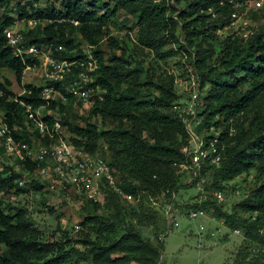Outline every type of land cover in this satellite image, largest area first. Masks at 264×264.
Masks as SVG:
<instances>
[{
	"label": "trees",
	"instance_id": "1",
	"mask_svg": "<svg viewBox=\"0 0 264 264\" xmlns=\"http://www.w3.org/2000/svg\"><path fill=\"white\" fill-rule=\"evenodd\" d=\"M35 1L0 0V90L5 93L0 96V109L6 113V122L11 127L23 125L15 133L18 139L32 143L35 138H42L44 144L50 142L48 136L41 137L39 130L31 133L27 129L25 108L13 98L18 96L36 107L46 104L42 98L44 85L25 84L27 93L19 95L12 89V79L3 73L9 71L21 85L27 65L36 62L31 58L23 62L16 57L4 34L17 20L35 19V27L22 30L27 44L50 48L58 60L88 58L91 51L97 61L89 85L95 91L100 88L102 99L96 96L85 124L71 122L62 99L51 98L48 108L60 106L63 115L59 121L74 133L70 142L77 148L96 154L100 137L106 138L111 147L118 146L117 153L121 151L122 156L109 160L119 179L117 188H104L105 202L80 195L84 210H88L80 224L83 231L76 237L67 231L65 240L45 239L25 208H12L0 198V264H162L164 243L158 223L151 222L156 229L154 239L144 236L142 227L149 225L150 216L137 210L128 214L120 197L137 196L139 190H144L153 196L162 194L167 204L175 203L176 207L180 190L198 184L202 188L183 207L205 208L230 230H240L250 243L260 244L258 249L244 245L233 264H264V24L248 39L235 32L222 38L220 33L249 0H184L186 7H182L177 18V5L168 0H58L64 10L40 9ZM100 3L102 14L97 9ZM119 10L137 18L139 48H148L155 55L148 68L136 50L127 56L125 48H121L120 55L104 49L105 39L112 48L120 49L121 41L110 28L111 19ZM257 15L251 13L254 19ZM42 20L48 23L43 25ZM178 22L186 41L180 48H193L191 64L201 78L198 101L203 117L197 132L208 131L207 137H214L210 129L215 126L220 134L221 161H206L201 176L192 180L179 173V164L187 160L183 148L189 143L190 134L178 111L173 110L179 99L174 76L166 71L158 75L160 61L178 52L166 48L171 40L180 41L176 34ZM220 43L222 49L216 55L215 45ZM74 68L75 73L65 80L46 82L61 90L70 103L76 98L66 87L78 76L79 66ZM144 76L146 81L142 82ZM94 116L116 122L117 126L99 130ZM45 121L52 127L56 118L47 114ZM2 164L0 192L41 191L47 186V182L37 180L20 186L18 181L23 174L5 162ZM28 166L33 170L36 164ZM252 171L256 173L254 188L231 207L213 195L218 190L244 192V186L232 182L243 174L248 178ZM201 178L205 182L200 183ZM110 208L116 213L109 212ZM127 215L138 223L127 221ZM166 222L165 218V230ZM122 224L124 228L120 227Z\"/></svg>",
	"mask_w": 264,
	"mask_h": 264
},
{
	"label": "rangeland",
	"instance_id": "2",
	"mask_svg": "<svg viewBox=\"0 0 264 264\" xmlns=\"http://www.w3.org/2000/svg\"><path fill=\"white\" fill-rule=\"evenodd\" d=\"M22 1L23 3H27L32 0ZM85 1L91 2V0ZM168 2L170 4L177 5V9L174 14L177 18V15H179V12L182 11V7L185 5V1L168 0ZM35 4V6L40 9L55 7L59 10H64L62 2L58 0H36ZM185 7L186 5L184 8ZM97 9L99 10V14H102L104 12L103 3H100ZM253 11L258 14L257 19L252 18L251 13ZM238 14L240 16H238L236 24L229 29H224L221 32L222 38H225L231 32H235L236 35L241 36L244 39L251 37L253 35L251 30L255 32V30H258L264 24V2L262 3V6L258 8L254 6V0H249L245 9H239ZM242 16L249 21V27L245 29L238 28L241 26V21L244 20ZM41 22L44 23L43 25L48 23L47 20H42ZM75 24L78 23L75 22ZM19 26H23L24 29H28L30 25L28 23L23 25L22 21L19 23ZM110 28L112 35L119 38L121 41L120 49L112 48L107 39H105L102 43L104 49L107 50L108 53L114 52L120 55L122 54L121 48H125L127 56L133 54L136 50L139 54V58L144 60V64L148 68L151 64V60L155 58V55L154 52L148 48H139L137 39V18L123 10H119L115 17L111 19ZM176 34L180 40L179 43L175 40H171L167 44L166 48H175L178 52L176 55L160 61L161 68L158 71V75L163 74V72L166 71L168 74L174 76V86L179 96L177 103L185 105L191 103L193 90L196 91L195 89L199 87L201 91V78L194 66L191 64L190 58L192 55H195L193 48L190 50H186L185 47L180 48L181 45H185L186 43L185 35L181 33V22H178ZM221 49V43L216 44L215 54H219ZM50 50V48H47V51ZM4 73L7 75H5L6 78L12 79V89L16 92V94H19L24 90L25 84L40 86L44 85L46 82L44 66L41 65L26 69L21 85L17 83L12 73L7 70H5ZM236 76L240 77L241 75ZM141 80L142 82H145L146 77L144 76ZM205 91H207V89H205ZM50 97L55 101L62 99L63 103H65L67 111H69V118L73 124H85L90 113V108L95 102V100H93L90 104H84L83 102L80 103V101L75 100L70 103L64 95L60 96L57 94H51ZM177 103H175V105ZM48 107L49 106H47L45 110L46 114L54 115L56 120L59 121L63 115L60 106L56 105L50 109ZM173 110L175 111V107H173ZM93 122L97 124L99 130H110L117 126L116 122L111 120H102L100 116H94ZM31 123L28 122V124ZM59 124L60 125L57 127L56 136L53 141L62 139L70 142V137L74 136V133L70 132L66 126H63L61 123ZM31 126L32 124L30 127ZM216 129L217 128L214 126V129L211 128L210 132L213 131L215 133ZM204 134H208V131H204ZM97 142L98 146L96 154L103 155L108 159L113 158V156H118L119 158L122 156L120 153L121 151L117 153L119 147H111L106 138L100 137ZM2 155H0V165L4 161H8L9 163L12 162L6 158L5 155ZM2 158L6 159L2 160ZM255 174L256 173L252 171L248 178L245 174H243L232 182V184H239V186L242 187L244 186L245 191H238L235 194L224 192V200L227 202L228 207H231L234 203L244 198L246 194L249 193L250 189L254 188V183L256 181L254 179L253 182V178L255 177ZM186 175L188 180H192V172H187ZM201 187L202 184L200 186L198 184L195 187L189 186L180 190L176 199L181 205L178 204V211L175 212L180 225L173 228L171 232L168 231L167 227L166 230L164 229V219L167 218L169 207L162 194L153 196L148 191L139 190L137 196L126 194L120 197V202L127 207L128 214L132 210H137L140 212L145 211L148 216H150L149 225L142 227L144 236L149 239H154L156 229L154 227V223L151 222L153 221L158 223V226L162 230L160 232V239L164 243L162 264H233L237 251L244 245H250L255 249L259 248L258 245L260 244L250 243L249 240L245 239L242 231L237 233L235 230H230L225 225L223 220H191L188 218L187 210L183 207V205L186 202H189L190 197L196 195ZM106 195V192L102 190L100 200L105 202ZM0 198L5 199V202L12 208H25L27 210V216L33 221L35 227L42 232L43 237L49 241L56 239L65 240L64 235L67 231L70 236L74 237L80 236V233L83 231L82 227V229H80V224L85 215L88 213V210H84V199L80 197L79 192L72 190L59 191L58 188L52 190L46 186L41 191L29 190L23 193H16L14 190H4L3 193L0 192ZM7 204L5 207L8 208ZM5 210L8 211L7 209ZM108 211L116 213V210L111 208ZM14 212L15 210L12 211V213ZM99 213H102V210H99ZM127 221L135 224L138 223L136 219H132L129 215H127ZM201 223H205L209 230L216 232V235L214 237H210L207 235L206 231H200L199 226ZM120 227L124 228V225L122 224ZM201 232L202 234H200ZM82 263L83 262H80L79 264Z\"/></svg>",
	"mask_w": 264,
	"mask_h": 264
},
{
	"label": "built area",
	"instance_id": "3",
	"mask_svg": "<svg viewBox=\"0 0 264 264\" xmlns=\"http://www.w3.org/2000/svg\"><path fill=\"white\" fill-rule=\"evenodd\" d=\"M263 2L264 0H255L254 6L259 8ZM238 16H240L238 13H234L230 26L225 29H229L236 24ZM243 19L241 26L238 28L245 29L249 27V21L244 17ZM22 21L23 25L28 23L30 25L29 28L35 26L38 22L35 19L17 20L13 26L5 29L4 34L7 44L12 48L16 57L21 58L23 62H27V58H31L34 62L36 61L33 65L28 64L26 69L30 67L34 68L38 65L44 66L46 82L52 81L54 83L65 80L68 75H73L75 73L74 67L77 65L79 66L78 76L68 84L66 87L67 91L76 98V101L83 102L84 104H90L97 97L102 99L100 88L97 87L95 91L89 85L93 81L91 73L97 68V61L94 59L91 51H88V58H81L75 61L58 60L53 56L52 50L47 51L45 46L37 47L36 45L27 44L22 31L24 27L19 26V23ZM251 33L254 34V31L251 30ZM61 48L60 46L59 49ZM46 82L42 94V98L46 104L36 107L20 99L18 96L13 98L25 108V125L27 129L31 133L39 130L41 137L48 136L50 142L44 144L42 138H35L32 143L24 139H18L15 133L21 131L23 125L9 126L6 122V113L0 109V155H5L12 162H4L13 166L15 171L23 174L18 181L20 186L37 180L42 183L47 182V186L52 190L56 188L59 191L72 190L79 192L84 198L99 201L104 188L109 186L117 188L119 179L118 171L111 165L110 160L103 155L90 154L85 149L77 148L66 140L53 141L60 121L56 120L53 126L50 127L45 121V116L47 115L45 110L50 104L51 94L62 96L63 93L54 85H47ZM195 90H193L190 104L184 105L177 103L174 106L175 110L180 114V117L185 121L186 128L190 134L189 143L183 148L187 160L179 164V173L185 175L187 172H192V179L201 176V171L206 161L214 164H218L221 161V151L218 147L219 130H215L214 137H207L208 134H199L197 132V129L202 124L203 116L200 114L202 110L198 102L200 89L198 87ZM25 92L26 90L24 89L19 95ZM4 94V91L0 90V96H4ZM28 122H33L31 123V127V124H28ZM211 128L214 129V126ZM6 158H2V160ZM28 163H34L36 167L31 170ZM3 168L4 164H1L0 170H3ZM199 181L203 183L205 182V178H201ZM3 192L4 190L1 193ZM213 195L219 201L225 199L223 191H215ZM195 200L201 202L200 199L195 198ZM174 204H167L169 210L166 219L169 232L180 225L175 215V212L178 211V206L175 207ZM186 210L188 218L191 220H217L212 213L202 207L195 209L186 208ZM199 227L200 231H206L210 237L216 235V232L209 230L205 223H201ZM235 232L240 233V230H235Z\"/></svg>",
	"mask_w": 264,
	"mask_h": 264
},
{
	"label": "clouds",
	"instance_id": "4",
	"mask_svg": "<svg viewBox=\"0 0 264 264\" xmlns=\"http://www.w3.org/2000/svg\"><path fill=\"white\" fill-rule=\"evenodd\" d=\"M24 89H25V88H24ZM20 93H21V92H20ZM20 93H19V94H20Z\"/></svg>",
	"mask_w": 264,
	"mask_h": 264
},
{
	"label": "crops",
	"instance_id": "5",
	"mask_svg": "<svg viewBox=\"0 0 264 264\" xmlns=\"http://www.w3.org/2000/svg\"><path fill=\"white\" fill-rule=\"evenodd\" d=\"M4 73V72H3ZM5 74V73H4Z\"/></svg>",
	"mask_w": 264,
	"mask_h": 264
}]
</instances>
